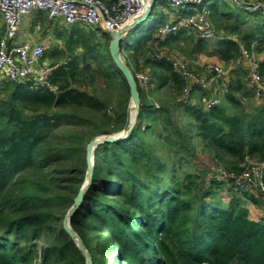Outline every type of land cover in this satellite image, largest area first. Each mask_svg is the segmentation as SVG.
Segmentation results:
<instances>
[{
  "label": "trees",
  "instance_id": "16d2710c",
  "mask_svg": "<svg viewBox=\"0 0 264 264\" xmlns=\"http://www.w3.org/2000/svg\"><path fill=\"white\" fill-rule=\"evenodd\" d=\"M206 2L208 21L221 38L207 56L228 65L247 50L258 58L264 78V16L224 0ZM161 19L149 17L125 37L121 56L134 77L147 72L149 81L143 87L135 78L140 110L129 136L94 149L91 186L70 219L71 229L92 264H108L102 259L106 247L113 249L114 264H264V221L250 219L244 200L257 201L213 174L223 167L239 175L245 159L264 164V103L251 104L243 65L231 71L217 104H212L214 88L194 89L185 97L186 83L163 50L185 45L180 52L191 56L209 44L182 33L158 39ZM41 23L51 25L47 16ZM71 27L54 33L66 47L60 53L75 57L80 48L95 69L79 70L70 60L59 66L51 76L56 93L0 80V264H86L62 228L63 217L84 183L88 143L123 129L130 98L108 55L110 37L102 34L95 47L90 37L79 36V25ZM88 72L90 82L102 80V94L79 86ZM166 89V102L148 101ZM262 175L264 183V168ZM221 192L230 196L226 205ZM102 232L108 234L103 245Z\"/></svg>",
  "mask_w": 264,
  "mask_h": 264
},
{
  "label": "built area",
  "instance_id": "2783aa9c",
  "mask_svg": "<svg viewBox=\"0 0 264 264\" xmlns=\"http://www.w3.org/2000/svg\"><path fill=\"white\" fill-rule=\"evenodd\" d=\"M166 3L172 9L191 8L193 13L176 17L156 26V36L163 39L168 35L181 32L193 33L205 41H217L219 38L208 21L209 11L201 6L207 0H154ZM249 14L264 16V4H244L239 0H228ZM149 0H0V17L5 34L0 38V80L29 83L33 88L49 89L56 93L51 76L58 66L47 65L43 61L46 48L43 44L20 42V28L23 20L33 12L44 13L51 20H61L65 27L84 25L92 30L103 28V33L119 30L141 15ZM198 5L201 7L198 9ZM102 33V34H103ZM241 58L231 68L220 65H207L206 73H195L184 59L170 56L173 70L185 81V97L194 89L212 91L216 85L228 82L230 73L236 65H243L247 77V86L251 88L253 99L264 103V78L259 72V61L254 53L242 49ZM123 59V57L121 56ZM123 62L125 63L124 59ZM126 64V63H125ZM236 68V67H235ZM143 87L149 81L147 72L135 74ZM218 100L213 99L212 104ZM241 174L228 173L223 168L214 172L219 182L232 184L238 191L251 195L264 206V183L262 170L264 164L245 159Z\"/></svg>",
  "mask_w": 264,
  "mask_h": 264
},
{
  "label": "rangeland",
  "instance_id": "374dc122",
  "mask_svg": "<svg viewBox=\"0 0 264 264\" xmlns=\"http://www.w3.org/2000/svg\"><path fill=\"white\" fill-rule=\"evenodd\" d=\"M224 1L226 3H228V5L232 6L231 5L232 3H230L228 0H224ZM163 6L166 7V8H169V6L166 3H160V2H156L155 3V6H154V8H153V10H152V12L150 14V19L151 20H153L154 18H156L157 15L158 16L161 15V13H162L161 11H163V8H164ZM201 6H203L206 9H208L209 8V3L204 2V3L201 4ZM201 6L198 5V9ZM173 10H175V9H173ZM40 14H41V17L45 16L44 13H40ZM245 15H246V13H245ZM246 16L248 17L249 20H252V18H250L251 17L250 15L247 14ZM26 20H27V18L24 19V21L21 24V28H20V31H21V41L22 42L27 41V39L29 37L28 33L25 32L24 30H27V29H29L31 27V23L29 24L28 22H26ZM0 22H1L0 23V36H1L5 32V28H4V25L2 23L1 17H0ZM162 22H163V19L159 20L157 22V25H160ZM251 24H252V21H249V23L247 24L246 27H251ZM79 26H80L81 29L84 30L83 32L85 33V34L82 33L81 32L82 30L80 29L79 36H82V35L88 36V37L91 38L92 45H94V46L97 45V44L99 45V43L101 42L100 36L103 33V28L102 27H99L95 31V30H92V29H90L88 27H85L84 25H79ZM65 28H68V29H66V31H69V30H71L72 27H64L63 29H65ZM30 36H33V37L40 36V37L44 38V47L46 48V51H45V55L43 56V61L47 65H50V66H53V67L57 65L59 67L61 65H65V63L69 62V60H70L72 62H75L76 67H78L79 70H81L82 68H84L86 65H89L91 67V69H95L96 68V65H95V63H94L93 60L84 59L82 57V55H84L83 54L84 52L80 48H77V50L75 52V54H76L75 57L72 56L73 54H71L70 56H68V53H65L64 55H62L60 52L61 51H65V49H66L64 42L62 40L61 41H58L57 40V42H53L52 39H50L53 36L52 33L50 35L48 33L46 34V32L44 30V26H43L42 23L40 24L39 22H37V23L34 24V26H32V29H31V32H30ZM110 39H111V37H110ZM102 43H103V41H102ZM124 43H125V41H123L122 45ZM54 45H56V47H54ZM180 47H183V48H180ZM215 47H216V43L213 46H209V48H207L206 50H203V49L199 50L198 53L195 56H187V55L185 56V55H183V53H181L180 50H184L185 45L180 46V44L177 46V49H175V50H169L168 48H165L163 51L165 53H169V56L180 57V58L184 59L185 62L187 63V65H188V67H190L193 71H195V73H197L199 75H204V74H207L206 73L207 72L206 71V66L207 65H220L221 67H224L226 69L231 68V66L233 65V64H228L227 65V64H224V63L220 62V60L218 59V57H215V58L214 57L213 58L206 57L207 51L208 50H213V49H215ZM103 54H104V51L100 52L99 55L96 53L95 56L96 55L97 56H101ZM198 54H201V55H198ZM204 58H206V59H204ZM97 59L99 60L100 57L97 58ZM207 59H210V60H207ZM201 63H203V64H201ZM235 67L233 68V70L234 69H237L239 66L236 65ZM88 77H91L89 72L84 75L83 85H79V86L83 90L88 91L90 93H96V94H99V95L102 94V91L104 90L102 80L99 77H94L91 80V82H90L89 79H87ZM221 86L222 85H216V86H214V91L215 92L213 91V97L215 98L217 96L218 99L217 98H215V99H217L218 102L220 101V97L223 96L222 93L224 91V90H222L220 92V95H219V89L221 88ZM150 89H151V87L149 86L148 87V91L149 92L151 91ZM112 94L114 96L116 95L115 92H113ZM109 95H110V93L107 92V96H109ZM206 95H207V97L209 96L208 93ZM169 96H170V92L168 91V89L161 90L156 95H149L148 101L154 103V105H159L160 103L166 102L168 100ZM211 96H212V94H211ZM199 97H200V95L198 93L196 95V98H199ZM196 98L193 97L194 101H195ZM253 100L254 99H251L250 100L251 101V104L252 105H255V103H254L255 101H253ZM110 107H111L110 112H112L113 109L115 108V101L111 104ZM128 108H129V105H128ZM128 108H127V110H128ZM133 111H134L133 110V107H130V112L133 113ZM92 162H93V159H92V155H91V157H90V163L92 164ZM254 162H256V161H254ZM199 167H198V171L199 172H200V170H201V172L202 171H205V166H199ZM240 167H241L240 168L241 170H243L245 168V167H242V165ZM219 168H223V167H219ZM213 174H214V172H213ZM219 195H220V199L222 200V202H224V204L226 205L227 202L229 201V197L230 196H228L226 192H221V193H219ZM108 198L111 199V196L109 195ZM113 204L116 207L118 205L115 202H113ZM259 205L264 209V206L263 205H261V204H259ZM132 218H133V220H132L133 228H137L138 227V225L136 224L137 212H133ZM74 234H76L78 236V234L76 232H74ZM107 236H108V234L106 232L99 233V235H98V237H99L98 238V243H100V244L103 245ZM75 242L77 243V241H75ZM38 244L41 245L42 244V241L41 240L38 241ZM94 246L95 245H92V247H94ZM103 251H107V253H104L103 254V257L101 256L102 259L108 258V264H114L115 263V260H114V254L112 253L113 252V249L106 247V248H104ZM112 260H113V262H112ZM117 264H122V263L118 261Z\"/></svg>",
  "mask_w": 264,
  "mask_h": 264
},
{
  "label": "water",
  "instance_id": "95a60500",
  "mask_svg": "<svg viewBox=\"0 0 264 264\" xmlns=\"http://www.w3.org/2000/svg\"><path fill=\"white\" fill-rule=\"evenodd\" d=\"M155 6L154 0H149L147 7L145 8L144 12L137 16L133 21L123 28L110 32V33H103L111 37L110 43L108 45V55L114 65V67L119 71V73L122 75L124 80L126 81V84L128 86L129 91V108L127 110V117L126 122L123 127V129L115 134L112 135H102L98 136L90 141L88 143L86 148V160H87V171L84 183L80 190L78 191L76 197L73 200L72 206L68 210V212L64 215L63 221H62V228L64 232L68 235V237L75 243V245L79 248L81 253L86 259V264H92L90 256L86 252L81 239L74 234L70 227V219L72 215L76 212V210L80 207V205L83 202L84 195L88 191V189L91 186L92 182V174H93V166L90 163V157L96 148V146L104 143H118L124 139H126L132 128L134 127L136 123V119L140 110V97L137 90V83L134 77V74L130 67L123 62V59L121 58L120 51L122 50V43L125 41L126 35L134 28H136L141 23H144L147 21V19L150 17V14ZM130 107H133V113L130 112ZM133 114V115H132ZM77 241V243L75 242Z\"/></svg>",
  "mask_w": 264,
  "mask_h": 264
},
{
  "label": "crops",
  "instance_id": "0c3cea01",
  "mask_svg": "<svg viewBox=\"0 0 264 264\" xmlns=\"http://www.w3.org/2000/svg\"><path fill=\"white\" fill-rule=\"evenodd\" d=\"M161 12H162L161 13L162 17L164 18V22L174 20L176 17H179V16H185V15H188L190 13H193L191 8L173 10L170 7L169 8L164 7L163 11H161ZM49 20L51 22V25L50 26L44 25V30H45L46 34L48 33L50 35L52 33V35H53L52 38H50V37L49 38L52 39L53 42H56V40L54 39L55 38L54 33L58 30L59 31L63 30L65 25L61 22V20H51V19H49ZM26 22H28L29 24L31 23V27L27 30H24L29 35L27 41H25V42L44 45V38H42L40 36H38V37L30 36L32 26H34V24L37 22H39L41 24V14L37 13V12H33L29 17H27ZM181 33L184 35H191L194 38L196 37V35L193 33H187V32H181ZM19 41L22 42L21 41V31H20ZM215 43H216L215 41H209L208 46H213ZM182 44H183V42H182ZM215 49H217V46L215 47ZM208 51H212V50H208ZM197 53H198V51H196V53H193L191 56H195ZM198 55H201V54H198ZM206 57H211V58L214 57L215 58V56H207V54H206ZM204 59H206V58H204ZM207 60H210V59H207ZM201 64H203V63H201ZM244 201H245V208L249 212L250 219H252L254 221H259V220L264 221V209L256 202H250L246 199Z\"/></svg>",
  "mask_w": 264,
  "mask_h": 264
}]
</instances>
